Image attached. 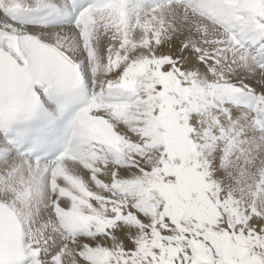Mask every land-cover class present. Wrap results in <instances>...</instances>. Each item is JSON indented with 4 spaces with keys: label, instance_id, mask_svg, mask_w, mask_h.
Segmentation results:
<instances>
[{
    "label": "snow or ice",
    "instance_id": "obj_1",
    "mask_svg": "<svg viewBox=\"0 0 264 264\" xmlns=\"http://www.w3.org/2000/svg\"><path fill=\"white\" fill-rule=\"evenodd\" d=\"M0 264H264V0H0Z\"/></svg>",
    "mask_w": 264,
    "mask_h": 264
}]
</instances>
